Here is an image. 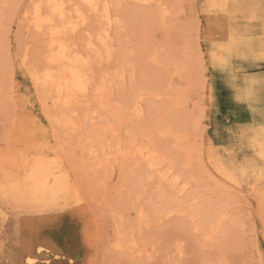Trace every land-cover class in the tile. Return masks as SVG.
Returning a JSON list of instances; mask_svg holds the SVG:
<instances>
[{
  "label": "rangeland",
  "instance_id": "374dc122",
  "mask_svg": "<svg viewBox=\"0 0 264 264\" xmlns=\"http://www.w3.org/2000/svg\"><path fill=\"white\" fill-rule=\"evenodd\" d=\"M38 1L0 0V264H264V0H100L108 22L64 0L96 84L65 129L29 77L46 65ZM37 158L52 188L33 193Z\"/></svg>",
  "mask_w": 264,
  "mask_h": 264
},
{
  "label": "bare ground",
  "instance_id": "6f19581e",
  "mask_svg": "<svg viewBox=\"0 0 264 264\" xmlns=\"http://www.w3.org/2000/svg\"><path fill=\"white\" fill-rule=\"evenodd\" d=\"M84 2L88 7V9H90L91 11L92 10H96L95 12L97 13L98 11V8H99V3L100 0H79V2ZM142 1V0H141ZM143 2V1H142ZM146 2V0H145ZM69 3H71L69 1ZM109 3V2H108ZM144 3V2H143ZM68 4V3H67ZM72 5V4H70ZM102 5V6H101ZM100 5V9H101V12H102V16L103 20H106L108 22V19H109V11H108V5L106 3H101ZM44 8H45V11H44ZM70 9H75V15H76V18L78 19V21L80 22H83L85 21V18L84 16L81 14V12H79V8H70ZM164 9V8H162ZM66 6H65V2L64 0H39L37 3L34 4L33 6V9H32V12L30 10V16H31V19L30 22L32 23V26L35 28V31L37 30V32L39 33L40 31L44 34L45 30L47 34H44V35H48L47 37V40L48 42L46 43L47 45H45V60H46V65L44 66L43 69H41L40 71H33L32 73L30 72V80L37 84V86L39 85V87H42V89H44V91L48 92V94L51 96V98L56 101L57 104H59L60 106V110L63 111V113L61 114V117L59 118L60 121L63 122V124H61L62 126L64 125L65 127H75V120L74 118H72L71 116H69L68 113H66L67 110H69V112H74L75 109H77V107H79V105H84V102L86 101L85 98L86 96L88 95V93L92 90V84H95V83H92L93 82V79L91 78L92 76L94 75H90V71L89 70H92L91 68H89V63L93 65V61L90 62V59L91 57L89 56V54H87L86 56H83V55H80L78 54L77 51L75 50H78L76 49V45L74 47V45L72 46V49L70 46L71 45H68L65 40H64V35L65 34H68L69 31H72L74 32V30H76V28L78 27L75 20V22L70 19L67 18V14L66 12ZM90 11V12H91ZM72 12V11H71ZM74 12V11H73ZM91 14V13H90ZM57 18V20H56ZM100 18V16H99ZM101 20L102 22L105 23V21ZM116 20V19H115ZM110 21V20H109ZM31 23H30V26H31ZM103 23V24H104ZM107 24V23H106ZM112 24V23H111ZM100 25V24H98ZM31 26V28H32ZM85 26V25H84ZM103 26V25H102ZM80 27H83V26H80ZM100 26H98L99 28ZM109 27V26H108ZM101 30H105V26L104 28L102 29V27L100 28ZM44 30V31H43ZM103 30V31H104ZM98 33H99V29L97 30ZM101 32V31H100ZM70 34V33H69ZM74 34V33H73ZM100 34V33H99ZM99 34L97 37H99ZM106 34V32H105ZM103 35V34H102ZM68 36V35H66ZM73 36V35H72ZM96 36V35H95ZM101 36V34H100ZM105 36V35H104ZM45 37V36H44ZM69 37V36H68ZM108 36H106L107 38ZM70 38V37H69ZM96 38V37H95ZM66 39V37H65ZM97 39V38H96ZM100 39V38H99ZM73 40V39H72ZM91 39H89V42ZM98 40V39H97ZM97 40H94V41H97ZM102 40V36H101V39ZM108 40V38H107ZM103 41V40H102ZM109 41V40H108ZM107 41V42H108ZM74 42V41H72ZM105 42V41H104ZM106 42V43H107ZM94 43V44H93ZM91 43V45L87 44V46L89 45L90 47H93L95 44V42ZM99 43V40L98 42ZM101 44H103V42H100ZM72 44V43H71ZM93 44V46H92ZM108 45V44H106ZM262 45V43H261ZM103 46V45H102ZM241 46V45H240ZM264 47V45H262ZM261 46V48H263ZM89 47V48H90ZM99 47V46H98ZM106 47V46H104ZM101 48V47H100ZM107 48V47H106ZM110 48V47H109ZM239 48V47H238ZM241 48V47H240ZM250 48V47H249ZM88 49V47L86 48ZM84 49V50H86ZM94 51H95V48H93ZM105 48H103L104 50ZM242 49V48H241ZM251 49V48H250ZM92 50V49H91ZM90 50V51H91ZM100 50V49H99ZM106 52L108 49H105ZM249 50V49H247ZM89 51V49L87 50V52ZM93 51V50H92ZM91 51V52H92ZM102 51V50H101ZM262 51V50H260ZM81 52V51H80ZM99 52H97L96 54H98ZM91 54V53H90ZM94 54V53H93ZM92 55V54H91ZM110 55V53L108 54ZM97 56V55H96ZM101 57V55H100ZM105 57V56H104ZM109 57V56H107ZM96 59V58H95ZM98 59V58H97ZM253 60V58H250ZM94 60V59H93ZM264 61V60H263ZM95 62V61H94ZM253 62V61H252ZM96 65V64H95ZM91 67V66H90ZM94 68V67H92ZM36 69V68H35ZM124 69V68H123ZM93 74V73H92ZM29 75V74H28ZM104 79V78H103ZM107 80V79H106ZM106 83V82H105ZM96 85V84H95ZM101 85V84H100ZM101 87V86H100ZM103 87V86H102ZM114 87V86H113ZM94 88V87H93ZM97 89V88H96ZM101 89V88H100ZM105 89V88H104ZM99 90V89H98ZM43 91V92H44ZM97 91V90H96ZM95 91V92H96ZM92 92V91H91ZM98 94H100L98 91H97ZM102 93V91H101ZM140 93V92H139ZM105 94V93H104ZM141 94V93H140ZM150 94V93H148ZM95 95V94H93ZM45 96V95H44ZM139 96V95H137ZM137 96H134L136 97L134 100H136L138 97ZM245 96L246 97H251L252 96V90L251 91H247L245 93ZM95 97V96H94ZM93 97V98H94ZM107 97V96H106ZM50 98V97H49ZM88 98V96H87ZM101 99V97H100ZM45 100V99H44ZM49 100V99H48ZM51 100V99H50ZM85 100V101H84ZM104 101V100H103ZM101 102L100 101V105L101 106H104V102ZM133 102V101H132ZM136 102V101H135ZM44 103V102H43ZM109 103V102H108ZM52 104V103H51ZM55 104V103H54ZM53 104V105H54ZM56 105V104H55ZM87 105V104H86ZM97 105V104H96ZM132 105V104H131ZM99 106V107H101ZM112 106V105H111ZM139 106V105H138ZM54 107V106H53ZM114 107V103H113V106ZM120 107V106H119ZM47 108V107H46ZM56 108V107H55ZM54 108V110H55ZM98 108V107H96ZM102 108V107H101ZM104 108V107H103ZM107 108V107H106ZM136 108V107H135ZM52 109V108H51ZM58 109V107H57ZM105 109V108H104ZM104 109H101L103 111H105ZM85 110V109H84ZM83 110V111H84ZM124 110V109H123ZM138 110V109H137ZM136 110V111H137ZM56 111V110H55ZM110 111V110H109ZM140 111V110H139ZM50 112V111H49ZM47 112V113H49ZM52 112V111H51ZM125 112V111H124ZM59 113V112H58ZM57 113V114H58ZM107 113V112H106ZM257 113V112H256ZM72 115V113H70ZM74 114V113H73ZM88 114V113H87ZM95 114V113H94ZM110 114V113H108ZM117 114V113H116ZM51 115V114H50ZM97 115H98V112H97ZM59 116V115H58ZM77 116V115H76ZM95 116V115H94ZM57 117V115H56ZM55 118V117H54ZM58 118V117H57ZM89 118V117H88ZM95 118V117H94ZM51 119V118H50ZM120 119V118H119ZM53 120V119H52ZM88 120V119H87ZM57 121V120H55ZM58 121V123L60 122ZM96 121V120H95ZM54 122V121H53ZM55 123V122H54ZM82 123V122H81ZM96 123V122H95ZM78 124V123H77ZM53 125V124H52ZM109 125V124H108ZM61 126V127H62ZM63 126V128H64ZM90 126V125H89ZM93 126V125H92ZM51 127V126H50ZM55 128V127H54ZM94 128V127H93ZM252 128V127H251ZM65 129V128H64ZM89 129V128H88ZM108 129V128H107ZM110 129V128H109ZM52 130V129H51ZM253 130V129H252ZM64 131V130H63ZM67 132V131H65ZM111 132V131H110ZM74 134V133H73ZM109 134V133H108ZM96 136V135H95ZM102 136V135H101ZM256 136V131L254 130V132L252 133V136L251 138L255 137ZM112 138V137H111ZM84 139H88V138H84ZM97 139V138H96ZM131 139V138H130ZM84 141V140H83ZM82 141V142H83ZM87 141V140H86ZM90 141V140H89ZM115 142V141H114ZM91 143V142H90ZM120 144V142H118ZM123 143V142H122ZM83 144H86V143H83ZM111 144V143H110ZM114 144V143H113ZM79 145V144H78ZM82 145V144H81ZM88 144L86 145H83L82 149H86L87 150V146ZM104 145V144H103ZM102 145V146H103ZM117 145V144H116ZM135 145V144H134ZM99 146V145H98ZM114 145H112V149L113 150H116L117 149V153L119 152L120 154H122V151L120 149V146H116L114 149L113 148ZM129 146V145H128ZM106 147L108 148V150L110 149L109 146L106 145ZM135 147V146H134ZM139 147V146H138ZM146 147V146H145ZM144 145L142 147H139V148H133L131 149V152L132 154H137V155H140L143 157H146V164L148 166H154V165H157L158 164V155L157 153L155 152L154 149H148V148H145ZM151 147V146H150ZM88 148H90L89 150V153L94 154L96 151H95V147L93 145H89ZM106 148V149H107ZM103 149V148H102ZM128 149V148H127ZM133 150V151H132ZM105 151V149L103 150ZM111 151V150H110ZM109 152V151H108ZM107 150H106V153H108ZM127 152V153H128ZM116 153V152H115ZM118 153V154H119ZM129 153V154H130ZM101 154V153H100ZM111 154V153H110ZM114 154V153H113ZM119 154V155H120ZM89 155V154H88ZM105 155V154H104ZM118 155V156H119ZM123 155V154H122ZM121 157H124V155ZM126 155V154H125ZM128 155V154H127ZM134 155V156H135ZM136 155V156H137ZM98 156V155H96ZM95 156V157H96ZM139 156V157H140ZM106 157V156H105ZM115 157V155H114ZM117 157H115L116 159ZM120 158V156H119ZM118 158V160H119ZM125 158V157H124ZM123 158V159H124ZM109 159V158H108ZM112 159V158H111ZM114 159V158H113ZM44 160V159H43ZM47 160V158H46ZM52 161V159H50ZM82 160V159H81ZM122 160V159H121ZM135 160V158H134ZM117 161V160H115ZM141 161V160H140ZM98 160L95 162V166L96 167L98 165ZM112 162V161H111ZM128 162V160L126 161ZM125 162V164H126ZM134 162V161H133ZM144 162V161H143ZM97 163V164H96ZM114 163V162H113ZM132 163V162H131ZM140 163V162H139ZM100 165H102L100 163ZM108 165V164H107ZM118 165V164H117ZM130 165V164H128ZM99 166V165H98ZM113 166V165H112ZM147 166V167H148ZM100 167V166H99ZM117 167V166H116ZM103 168V167H102ZM154 168V167H153ZM57 169V168H56ZM85 169V168H84ZM96 169V168H95ZM110 169V168H109ZM27 172H28V178H27V181L26 184L28 183L29 185L27 186V189L30 191V192H33V193H37V192H40L44 189V187H46L47 190H50V185L47 186V183L49 182L50 180V170L49 168L47 167V165L45 164V161L43 162L41 159L38 160V158L34 161V163L31 164L30 167H28L27 169ZM25 170V172H26ZM102 170V169H101ZM107 170V169H106ZM58 171V170H57ZM65 171V170H64ZM103 171V170H102ZM112 171V169H111ZM67 172V171H66ZM66 172H62L63 175L66 173ZM113 172V171H112ZM60 173V172H59ZM58 173V174H59ZM72 173V172H71ZM92 173V172H91ZM54 174V173H53ZM110 174V173H109ZM170 174V173H169ZM27 176V175H26ZM62 176V175H61ZM168 176V175H167ZM25 177V176H24ZM56 177V176H55ZM59 177V176H58ZM64 177V176H63ZM62 177V179H63ZM68 178V176H66ZM54 178V177H53ZM57 178V177H56ZM55 178V179H56ZM103 178V177H102ZM172 178V177H171ZM61 177H60V181L62 180ZM101 179V178H100ZM24 180V179H23ZM69 180V179H68ZM67 180V181H68ZM72 181V180H71ZM105 181V180H104ZM66 182V181H65ZM179 182V181H178ZM23 183V181H22ZM15 183H13V187ZM4 185V184H3ZM8 185V184H7ZM12 185V184H11ZM59 185V184H58ZM181 185V184H180ZM24 186V184H23ZM68 186H71L69 185L68 183ZM10 187V186H9ZM20 187V186H19ZM25 188V187H24ZM75 188V187H73ZM69 189V188H68ZM76 189V188H75ZM14 190V189H13ZM57 190V189H55ZM66 190V188H65ZM22 191V190H21ZM60 191V190H59ZM77 191V190H76ZM62 193V191H60ZM69 192V191H67ZM78 192V191H77ZM26 193V192H23V194ZM21 194V193H20ZM22 194V195H23ZM40 195V194H39ZM67 195V193H66ZM77 195V193H76ZM81 196V195H80ZM36 197V196H35ZM34 197V198H35ZM55 197V196H54ZM64 197V196H63ZM79 197V196H78ZM31 198V197H29ZM33 198V197H32ZM169 198H172V197H169ZM66 199V198H65ZM38 200V199H37ZM63 200V199H62ZM56 201V200H55ZM64 201V200H63ZM62 201V202H63ZM81 201V200H80ZM84 201V200H83ZM263 201V200H262ZM78 202V201H77ZM164 202V201H163ZM54 203V202H53ZM168 203V201H167ZM88 205V203H87ZM264 206V204H263ZM140 213V211H139ZM213 215V213H212ZM209 216V215H208ZM210 217V216H209ZM213 221V220H212ZM219 225V224H218ZM213 226V225H212ZM98 229V228H97ZM211 233V232H210ZM179 252V251H178ZM26 259L28 260V262L32 263L34 261L35 258L33 257H26Z\"/></svg>",
  "mask_w": 264,
  "mask_h": 264
}]
</instances>
